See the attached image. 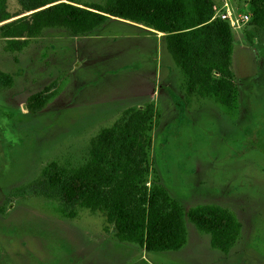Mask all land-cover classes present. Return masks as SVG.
<instances>
[{
	"label": "rangeland",
	"instance_id": "rangeland-1",
	"mask_svg": "<svg viewBox=\"0 0 264 264\" xmlns=\"http://www.w3.org/2000/svg\"><path fill=\"white\" fill-rule=\"evenodd\" d=\"M212 1V22L224 1L236 15L250 16V0ZM6 8L17 15L9 21L29 15L17 0H7ZM249 21L233 30L240 105L231 116L208 99L187 102L181 72L155 57L158 48L138 28L110 22L98 36L84 37L45 30L15 52L0 36V70L14 78L0 88V264H264V27ZM47 86L44 108L27 111L30 95ZM148 104L160 113L150 132V177L185 212L201 205L230 210L241 230L228 253L213 248L210 235L188 219L182 248L149 252L118 241L103 211L76 205L69 218L57 200L13 195L52 161L85 163L102 128Z\"/></svg>",
	"mask_w": 264,
	"mask_h": 264
},
{
	"label": "trees",
	"instance_id": "trees-1",
	"mask_svg": "<svg viewBox=\"0 0 264 264\" xmlns=\"http://www.w3.org/2000/svg\"><path fill=\"white\" fill-rule=\"evenodd\" d=\"M7 0H0V36L5 49L20 51L45 30L63 29L72 37L93 36L105 24L119 22L140 29L183 76L185 99L215 102L229 115L238 113V87L231 68L234 31L225 21H211L212 0H106L104 5L72 0H17L29 15L9 21ZM250 24L264 27V0H250ZM8 21V22H6ZM97 31V32H96ZM95 36V37H96ZM92 38V37H91ZM159 57V58H160ZM13 75L0 70V88ZM51 87L28 98L27 111L37 113L49 100ZM123 120L102 128L90 141L89 157L77 167L52 161L33 183L13 195H41L57 200L59 212L73 218L79 205L103 211L114 237L149 252L179 250L187 241L186 219L210 235V244L228 253L241 224L228 209L201 205L184 211L157 176L150 177V132L159 126L153 104L129 108Z\"/></svg>",
	"mask_w": 264,
	"mask_h": 264
},
{
	"label": "built area",
	"instance_id": "built-area-1",
	"mask_svg": "<svg viewBox=\"0 0 264 264\" xmlns=\"http://www.w3.org/2000/svg\"><path fill=\"white\" fill-rule=\"evenodd\" d=\"M216 17L227 22L234 31L239 30L250 20V17L247 14L236 15L228 1L223 2L222 7Z\"/></svg>",
	"mask_w": 264,
	"mask_h": 264
},
{
	"label": "crops",
	"instance_id": "crops-1",
	"mask_svg": "<svg viewBox=\"0 0 264 264\" xmlns=\"http://www.w3.org/2000/svg\"><path fill=\"white\" fill-rule=\"evenodd\" d=\"M236 83H237V82H236ZM237 87H238V85H237ZM238 95H239V93H238ZM239 103H240V101H239V96H238V106L240 105Z\"/></svg>",
	"mask_w": 264,
	"mask_h": 264
},
{
	"label": "flooded vegetation",
	"instance_id": "flooded-vegetation-1",
	"mask_svg": "<svg viewBox=\"0 0 264 264\" xmlns=\"http://www.w3.org/2000/svg\"><path fill=\"white\" fill-rule=\"evenodd\" d=\"M231 116V115H230Z\"/></svg>",
	"mask_w": 264,
	"mask_h": 264
}]
</instances>
